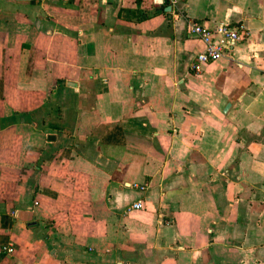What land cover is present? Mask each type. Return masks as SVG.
I'll return each instance as SVG.
<instances>
[{"label":"crops","instance_id":"0c3cea01","mask_svg":"<svg viewBox=\"0 0 264 264\" xmlns=\"http://www.w3.org/2000/svg\"><path fill=\"white\" fill-rule=\"evenodd\" d=\"M0 264H264V0H0Z\"/></svg>","mask_w":264,"mask_h":264},{"label":"built area","instance_id":"2783aa9c","mask_svg":"<svg viewBox=\"0 0 264 264\" xmlns=\"http://www.w3.org/2000/svg\"><path fill=\"white\" fill-rule=\"evenodd\" d=\"M167 1L171 5L177 2V0ZM187 27L189 34L197 36L204 45V47L196 53L190 66L195 74L202 73L205 64L220 59L226 52L233 51L235 46L249 35L248 28L242 23L238 25L220 23L214 28H210L196 19L188 18ZM135 186L145 188V185L135 184ZM142 207L143 200L138 199L127 207V211L140 209ZM7 250L10 252L13 249L9 247Z\"/></svg>","mask_w":264,"mask_h":264}]
</instances>
